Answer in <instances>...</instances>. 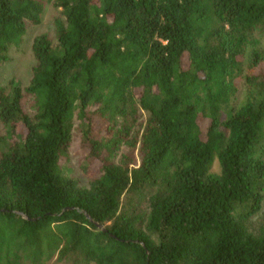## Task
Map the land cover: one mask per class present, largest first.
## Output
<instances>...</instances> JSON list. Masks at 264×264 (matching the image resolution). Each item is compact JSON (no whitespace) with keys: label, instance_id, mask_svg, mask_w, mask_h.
<instances>
[{"label":"trees","instance_id":"trees-1","mask_svg":"<svg viewBox=\"0 0 264 264\" xmlns=\"http://www.w3.org/2000/svg\"><path fill=\"white\" fill-rule=\"evenodd\" d=\"M46 5L0 86V264H264V0H0V64Z\"/></svg>","mask_w":264,"mask_h":264},{"label":"rangeland","instance_id":"rangeland-1","mask_svg":"<svg viewBox=\"0 0 264 264\" xmlns=\"http://www.w3.org/2000/svg\"><path fill=\"white\" fill-rule=\"evenodd\" d=\"M55 15L56 12L54 9L50 5H46L40 16V22L36 25H28L27 31L19 46L11 49L9 60L0 64V86L8 88L11 81L18 82L22 89L28 85L31 67L34 62L31 51L33 40L41 34L51 33V20ZM240 93L241 95L238 94L236 97L241 101L242 87H240ZM76 150V146L74 145L69 153L66 163L67 175L78 179L81 184H86L87 179L82 175L79 167L80 158H83V152H78ZM217 169V163L215 161L212 171L216 172Z\"/></svg>","mask_w":264,"mask_h":264},{"label":"water","instance_id":"water-1","mask_svg":"<svg viewBox=\"0 0 264 264\" xmlns=\"http://www.w3.org/2000/svg\"><path fill=\"white\" fill-rule=\"evenodd\" d=\"M84 214H85V213H84ZM86 217H87V219L89 220V222L94 223V224L97 226V228H99L100 230H104L103 227H102L101 225L95 223V222H94V221H93L88 215H86Z\"/></svg>","mask_w":264,"mask_h":264}]
</instances>
